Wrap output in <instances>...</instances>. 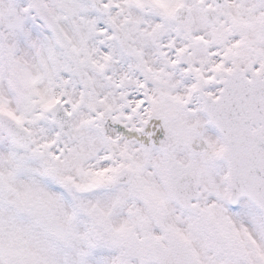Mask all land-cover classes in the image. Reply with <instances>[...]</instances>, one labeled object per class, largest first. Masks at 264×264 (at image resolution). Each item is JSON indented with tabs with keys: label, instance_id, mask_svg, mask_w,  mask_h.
<instances>
[{
	"label": "snow or ice",
	"instance_id": "6c2138e0",
	"mask_svg": "<svg viewBox=\"0 0 264 264\" xmlns=\"http://www.w3.org/2000/svg\"><path fill=\"white\" fill-rule=\"evenodd\" d=\"M0 264H264V0H0Z\"/></svg>",
	"mask_w": 264,
	"mask_h": 264
}]
</instances>
